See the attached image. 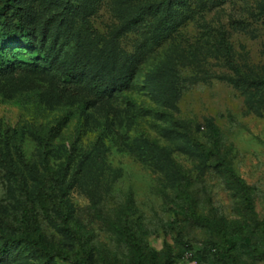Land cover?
<instances>
[{"label": "rangeland", "instance_id": "374dc122", "mask_svg": "<svg viewBox=\"0 0 264 264\" xmlns=\"http://www.w3.org/2000/svg\"><path fill=\"white\" fill-rule=\"evenodd\" d=\"M17 3L22 21L0 0V138L17 162L0 165V264H80L52 255L83 257L78 236L85 264H141L125 220L144 264H264V0ZM44 159L69 218L39 214L41 245L14 242L34 235L20 206Z\"/></svg>", "mask_w": 264, "mask_h": 264}, {"label": "trees", "instance_id": "16d2710c", "mask_svg": "<svg viewBox=\"0 0 264 264\" xmlns=\"http://www.w3.org/2000/svg\"><path fill=\"white\" fill-rule=\"evenodd\" d=\"M14 7L15 15L19 21L23 19V12L20 9L17 0H9ZM64 4H69L71 0H62ZM4 13V6H0V15ZM13 70L14 65H10V62H7L4 67H0V74H4L7 70ZM211 135L217 137L219 135V131L217 127L213 124L209 125ZM216 144V140L214 141ZM200 148H203L201 144H198ZM12 142L5 138H0V165L2 168H7L10 165H13L15 169H17V162H15L12 158L11 151ZM16 151L18 155L23 154L22 147L20 145L16 146ZM24 155V154H23ZM43 167L45 168V173L42 177H40L39 184L36 186L34 190V194L29 199L28 204H22L20 206L22 220L30 227L34 235H29L26 231H21L19 235L12 238V241L19 242H29L35 246H40L43 240V234L41 232L40 227L38 226L37 216L40 214L44 218L53 219L56 218L58 225L64 226L66 220L70 215V206L68 199L66 197L67 187L63 184L62 173H58L56 168L50 164L48 159H44ZM226 168L230 170L228 165H225ZM7 168V172L10 171ZM172 203L176 205L181 212L186 215H192L196 218H202L205 220H209L207 217L201 216L195 210L187 211L183 206L176 202V200H172ZM122 232L126 239V241L133 246L137 253V259L141 264L143 262V250L140 242L137 240L133 228L128 224L125 220L122 226ZM79 248L83 252V257H79L76 252L67 251V250H56L52 253V255H57L63 259H70L79 262L80 264H85L86 258V248L82 237L78 236ZM233 264H237L234 260L233 254L229 253Z\"/></svg>", "mask_w": 264, "mask_h": 264}]
</instances>
